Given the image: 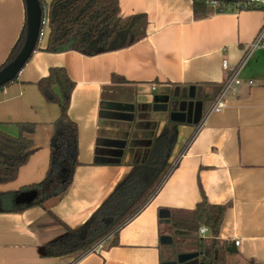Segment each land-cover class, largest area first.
I'll use <instances>...</instances> for the list:
<instances>
[{"label":"crops","instance_id":"0c3cea01","mask_svg":"<svg viewBox=\"0 0 264 264\" xmlns=\"http://www.w3.org/2000/svg\"><path fill=\"white\" fill-rule=\"evenodd\" d=\"M52 1L46 0V7ZM118 1L123 19L147 16L143 40L96 56L49 53L44 51L50 34L47 21L36 52L17 79L0 89L1 129L16 137L19 124L37 126L31 135L37 152L14 182L0 184V264L190 261L200 253L182 247L176 260L175 248L162 239L172 237L171 230L187 235L179 226L191 219L203 195L212 205H228L217 238L233 250L226 264H264V51L244 66L241 85L227 97L226 108L206 115L242 60L244 48L259 33L264 12L242 9L240 2H219L197 16L193 0ZM26 20L24 0H0V68ZM224 60L229 71L222 67ZM54 68L65 69L75 84L69 117L78 127V165L62 196L45 198L37 192L31 205L17 204L19 194L34 191L28 187L47 178L60 108L45 100L38 83ZM190 93L202 103L201 114L194 118L197 124L171 122L156 106L168 95L187 99ZM167 134L172 142L167 161L170 169L175 167L150 202L120 229L118 245L109 246L110 238L99 253L48 257V246L68 237L66 228L55 224L49 213L72 230L83 228L144 162L152 143ZM123 142L127 149L121 163L111 162V149ZM196 235L200 237L199 232ZM210 238L209 234L205 240Z\"/></svg>","mask_w":264,"mask_h":264},{"label":"trees","instance_id":"16d2710c","mask_svg":"<svg viewBox=\"0 0 264 264\" xmlns=\"http://www.w3.org/2000/svg\"><path fill=\"white\" fill-rule=\"evenodd\" d=\"M40 2L44 10L47 8L50 30L45 52L77 51L86 56H96L131 47L147 36V16L141 14L123 19L118 0H53L48 7L46 0ZM193 2L197 16L207 13V0H193ZM25 37L26 24L20 39L0 70L15 59L24 44ZM38 88L48 103L59 106L60 117L53 124L54 134L47 178L43 183L28 189L44 194L45 198L59 197L68 190L73 169L78 165L76 160L78 127L69 117L75 84L70 80L65 69L54 68L50 70L48 77L38 83ZM221 90L222 85L219 93ZM209 107L210 105L206 110ZM18 129L19 135L13 137L6 134L0 126V184L14 182L21 168L37 152L31 139V135L36 132V124L21 123ZM171 144L168 134L156 139L144 162L137 166L134 173L80 230H72L49 213L55 224L66 228L68 237L66 241L50 244L47 248V256L59 257L77 252H82L84 255L110 238L109 246H117L120 229L142 211L170 175L172 169L167 159ZM97 160H100V157L97 156ZM43 202L41 201L40 204ZM227 210L228 205H212L203 195L202 201L190 213L191 219L184 221L183 226H179L187 232L186 243L181 246L200 254L190 261H182L181 264H226V256L233 250L230 243L220 242L217 238ZM163 216L164 213L161 212V217ZM201 226L209 228L211 236L209 240L191 235L198 234ZM175 227L178 228L176 221ZM174 245L175 243L171 246ZM181 250L182 248L179 252L175 251L176 260ZM247 264L258 263L249 261Z\"/></svg>","mask_w":264,"mask_h":264},{"label":"water","instance_id":"95a60500","mask_svg":"<svg viewBox=\"0 0 264 264\" xmlns=\"http://www.w3.org/2000/svg\"><path fill=\"white\" fill-rule=\"evenodd\" d=\"M26 5V37L24 44L15 57V59L0 70V89L6 85L14 82L26 64L29 62L33 54L38 49L39 37L42 30V20L44 16V8L40 0H24ZM225 3H238L245 0H213ZM194 93H190L185 98L179 96H167L156 106L160 107V111L167 113L169 119L174 123H191L193 120L197 124L198 119H194L197 114L202 112V103L195 102ZM127 149V143H120L118 147H114L110 151L109 160L115 163H121L124 157L125 150ZM38 194L36 191H29L19 194L15 201L21 205H31L36 200ZM162 242L167 245L173 244L172 237H164ZM162 264H178L177 262H165ZM181 264V263H180Z\"/></svg>","mask_w":264,"mask_h":264},{"label":"built area","instance_id":"2783aa9c","mask_svg":"<svg viewBox=\"0 0 264 264\" xmlns=\"http://www.w3.org/2000/svg\"><path fill=\"white\" fill-rule=\"evenodd\" d=\"M207 4L209 6H213L217 8L219 6V1L207 0ZM240 7L246 10H261L264 12V0H245L240 2ZM48 21V14L47 18L43 16L42 20V30L39 37V43L41 42L43 35H44V27ZM259 51H264V23L255 37V39L244 48V56L240 61L239 65L235 68V70L229 75L225 83L222 84V90L216 97L214 103L210 107L208 113L206 114L211 115L214 113L222 112L227 105V97L230 94H236L239 86L241 85L240 80V73L243 70L244 66L247 62ZM222 67L225 71H229V63L227 60L223 61ZM153 90L156 91L157 87L154 86ZM173 166L172 169H174ZM199 235L201 239L205 240L209 235V228L206 226H202L199 229ZM105 242L98 244L95 248H93L89 253H99L100 250L103 248ZM235 244L238 246L240 244L239 241H236Z\"/></svg>","mask_w":264,"mask_h":264},{"label":"rangeland","instance_id":"374dc122","mask_svg":"<svg viewBox=\"0 0 264 264\" xmlns=\"http://www.w3.org/2000/svg\"><path fill=\"white\" fill-rule=\"evenodd\" d=\"M222 5H225V4H227V3H225V2H220ZM171 232L173 233V244L175 243V245H174V247H176L174 250L176 251H180V248H182V246L181 245H184L185 243H186V241H184L183 240V238L181 237V236H183L185 233H181V231L180 230H171ZM191 235H193V236H196V234L195 233H192ZM185 236H186V234H185ZM187 249V248H186ZM189 249V248H188ZM187 249V250H188ZM171 253H172V251H171ZM175 253V252H174ZM174 253H172V255H174ZM190 255L189 254H187V255H184V258H187V257H189Z\"/></svg>","mask_w":264,"mask_h":264}]
</instances>
